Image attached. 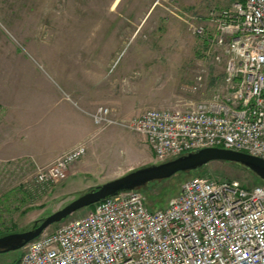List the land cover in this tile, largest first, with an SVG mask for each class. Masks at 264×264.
<instances>
[{
  "label": "rangeland",
  "instance_id": "rangeland-1",
  "mask_svg": "<svg viewBox=\"0 0 264 264\" xmlns=\"http://www.w3.org/2000/svg\"><path fill=\"white\" fill-rule=\"evenodd\" d=\"M236 1L0 0V139L8 137L11 128L6 116L26 115L20 108L15 110L26 104L17 99L50 96L51 88L58 89L60 81L76 84L99 79L109 90V99L127 101L123 113L113 108L121 118L147 108H192L220 84L224 56L194 34L190 24L205 23L210 10L229 8ZM217 54L221 61L214 58ZM198 73L203 75L200 85L194 83ZM47 106L38 113L43 118H28H34L32 123L41 121L34 126L37 140L33 143L55 148L71 141L77 132L61 125L60 114L72 115L65 104ZM29 129L23 122L15 130L23 133ZM89 130L79 140L87 143L83 157L88 174L74 178L66 188L67 177L44 187L34 181L36 169L46 164L38 165L29 156H0V235L29 229L93 186L158 164L136 132L94 124ZM197 174L235 180L246 187L257 185L260 179L238 163L213 160L136 189L150 209H160L178 194L182 182ZM83 213L84 209L78 210L65 220ZM19 255L20 249L1 252L0 264H9Z\"/></svg>",
  "mask_w": 264,
  "mask_h": 264
},
{
  "label": "built area",
  "instance_id": "built-area-1",
  "mask_svg": "<svg viewBox=\"0 0 264 264\" xmlns=\"http://www.w3.org/2000/svg\"><path fill=\"white\" fill-rule=\"evenodd\" d=\"M205 20L191 30L224 56L222 80L208 98L129 118L101 105L89 112L93 124L138 133L157 163L206 147L264 159V0H237ZM202 81L196 74L194 83ZM86 151L78 141L38 167L34 181L44 187L64 180ZM82 209L27 242L14 264H264V184L197 174L164 208L150 209L132 189Z\"/></svg>",
  "mask_w": 264,
  "mask_h": 264
},
{
  "label": "crops",
  "instance_id": "crops-1",
  "mask_svg": "<svg viewBox=\"0 0 264 264\" xmlns=\"http://www.w3.org/2000/svg\"><path fill=\"white\" fill-rule=\"evenodd\" d=\"M98 80L93 81V83L84 82L76 84H68L60 81V85L57 87L58 89L51 88L52 94H49L50 96L32 97L28 95L25 100L17 99L18 102H24L26 104H23L22 107H12H14L17 111L19 110L18 108L24 110L26 115L24 118L19 116L5 117L7 119V126L11 128H9L8 137L0 139V156L3 159L29 156L38 165L48 164L62 152L71 148L80 139L85 138L87 130H89L91 124L93 125L89 112L93 111L96 107L101 105L108 106L111 108H117L121 113H123L127 101L123 98H115L113 100L109 99L107 97L109 90L107 87L101 85ZM49 103L52 104V107L59 104H65L67 106V108L72 112V115H69L68 117L71 120H67V116L60 114L61 121H64L61 125H68L67 127H71L72 130L77 132L76 136L71 141L55 148H48L46 145H37L33 143V141L37 140L34 137V126L37 125L38 122L41 123V121L37 119L36 123H32L31 121L34 118H28L34 116H39L36 118H43V116L38 115V113L42 111L44 106L48 107L47 105ZM46 116L47 114H45L44 118ZM23 122H25L30 129L23 133H16L17 130L15 129L22 125ZM88 124H90V126ZM90 132L91 131L89 130V135L91 134ZM14 135L19 136H17L16 139ZM17 141H19V143ZM85 174H88V166L86 164L85 157H83L69 167L67 178L64 180L63 187L66 188V186L71 185L74 178ZM85 186L88 187L89 184H86Z\"/></svg>",
  "mask_w": 264,
  "mask_h": 264
},
{
  "label": "water",
  "instance_id": "water-1",
  "mask_svg": "<svg viewBox=\"0 0 264 264\" xmlns=\"http://www.w3.org/2000/svg\"><path fill=\"white\" fill-rule=\"evenodd\" d=\"M213 160L238 163L264 181V159L260 157L219 147L197 149L162 163L133 169L120 177L85 190L62 208L34 223L29 229L0 235V253L21 249L50 225L64 221L75 211L99 200L121 191L136 189L151 180L168 178L178 171L196 170Z\"/></svg>",
  "mask_w": 264,
  "mask_h": 264
},
{
  "label": "trees",
  "instance_id": "trees-1",
  "mask_svg": "<svg viewBox=\"0 0 264 264\" xmlns=\"http://www.w3.org/2000/svg\"><path fill=\"white\" fill-rule=\"evenodd\" d=\"M258 184H264V181H262L261 179H259ZM90 206H91V205H90ZM2 235H3V234H2ZM16 260H17V259H16ZM16 260H15V261H16ZM15 261H13V262H11V263H9V264H14Z\"/></svg>",
  "mask_w": 264,
  "mask_h": 264
}]
</instances>
